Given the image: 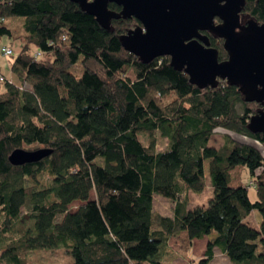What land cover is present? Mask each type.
Returning <instances> with one entry per match:
<instances>
[{
  "label": "trees",
  "instance_id": "trees-1",
  "mask_svg": "<svg viewBox=\"0 0 264 264\" xmlns=\"http://www.w3.org/2000/svg\"><path fill=\"white\" fill-rule=\"evenodd\" d=\"M241 15L264 24V0H245ZM11 17L24 18L26 34L8 65L19 85L0 73V264L58 248L71 264H172L166 243L183 232L189 244L208 238L197 264L216 249L229 264H264V133L247 128L264 102L245 103L221 80L199 89L168 57L142 63L119 42L140 27L134 18L106 31L68 0H0V35L11 34L3 26ZM203 34L226 60L222 40ZM156 132L168 142L158 153L152 139H137ZM215 134L218 148L208 146ZM30 146L49 156L11 166L8 156ZM205 161L214 196L188 210L187 194L205 188ZM245 169L255 202L247 187L229 185ZM153 194L172 202L171 218L153 211ZM73 202L82 205L71 212ZM254 210L257 237L244 223Z\"/></svg>",
  "mask_w": 264,
  "mask_h": 264
},
{
  "label": "water",
  "instance_id": "water-1",
  "mask_svg": "<svg viewBox=\"0 0 264 264\" xmlns=\"http://www.w3.org/2000/svg\"><path fill=\"white\" fill-rule=\"evenodd\" d=\"M109 31L110 21L134 18L140 27L119 39L129 54L148 64L169 58V66L182 71L199 89L216 88L219 80L236 86L245 103L264 102V24L241 21L245 0H68ZM108 4L120 8L111 12ZM217 20L219 22H217ZM217 22V23H216ZM210 33L223 42L227 59L218 60L210 47ZM250 133H264V112L248 121ZM45 149L13 151V167L36 164L49 156Z\"/></svg>",
  "mask_w": 264,
  "mask_h": 264
},
{
  "label": "rangeland",
  "instance_id": "rangeland-1",
  "mask_svg": "<svg viewBox=\"0 0 264 264\" xmlns=\"http://www.w3.org/2000/svg\"><path fill=\"white\" fill-rule=\"evenodd\" d=\"M241 21L246 22L247 17L244 15H241L240 17ZM23 21L24 18L19 17H11L7 18L3 22V26L6 27L8 30H10L11 34H1L0 35V50L2 47L8 48L10 51H13V56L9 58H5L1 52H0V73L4 75L7 79H11L15 84H18L16 79H12L11 73H9L8 65L11 60L18 54L20 47H21V39L26 34L25 30L23 29ZM33 50V49H32ZM36 50H33V52ZM69 71L74 75L75 78H79V76L82 73V70L80 66L73 69H69ZM23 86V85H22ZM23 88V87H22ZM27 88V86H25ZM23 88V89H25ZM242 108L240 104L236 105V110L239 114L242 113ZM222 134H215L214 136L209 139L208 142L209 147L218 148L222 145L223 139H221ZM138 141L143 145H148L150 139L156 143V152L163 151L167 148L168 142H166V139L162 138L159 134V132L154 133V135L149 137L147 134H139L137 136ZM242 141L244 138H240ZM244 141H248L245 140ZM243 141V142H244ZM248 143H252L251 141H248ZM261 152L264 154V149L259 147ZM30 151H34L35 149L32 148V146L29 147ZM26 150V151H28ZM210 162L205 161L203 165V173L205 175L204 183H206L205 188L201 193H191L189 192L188 200L186 203L187 209L191 210L194 207H200V208H206L208 206V201L214 196L211 183H210V177L208 172ZM229 185L231 187H235L237 185H241L244 187H247L248 192V199L250 202L256 201V192L254 191L253 184L249 181L248 171L243 170L240 179L238 181H230ZM152 209L155 213L162 215L167 218H171L173 214V204L166 198L162 196H158L156 194L152 195ZM183 195L181 196L180 200L183 199ZM82 204L79 202H73L69 206V211L74 212L78 207H80ZM261 219L260 213L257 211H251L249 213V216L247 219H245L244 223L245 225H248L251 235L253 237L259 236V221ZM214 234L211 235L213 237ZM198 242H201L198 240ZM201 243H198V245ZM193 244H189L188 239L186 238V234L180 233L177 236H172V238H169V240L166 243L165 248L170 253H174L175 257L173 258L172 264H197L196 259L202 258L204 252L194 250L192 248ZM205 251V250H204ZM217 252V253H216ZM215 258L212 262L209 264H228V259L226 260L223 258L220 253L218 252V249L215 251ZM28 262L27 264H71L73 262V258L71 255H69L66 250L58 248L54 250H32L28 254ZM194 258V259H193Z\"/></svg>",
  "mask_w": 264,
  "mask_h": 264
},
{
  "label": "crops",
  "instance_id": "crops-1",
  "mask_svg": "<svg viewBox=\"0 0 264 264\" xmlns=\"http://www.w3.org/2000/svg\"><path fill=\"white\" fill-rule=\"evenodd\" d=\"M245 221V220H244ZM184 234H185V232H183ZM198 240L199 241H201V242H198ZM208 241V238L207 237H205V238H203V239H195L194 240V242H193V245H192V248L194 249V250H199V251H201V252H204V250H205V245H206V242ZM198 243H201V244H199L198 245ZM218 252L220 253V255L223 257V258H225V256L221 253V251L220 250H218ZM217 253V252H216ZM216 253H214V258L216 257L215 256V254ZM213 258V259H214ZM194 259V258H193ZM226 260H227V258H225ZM229 264V263H228Z\"/></svg>",
  "mask_w": 264,
  "mask_h": 264
},
{
  "label": "built area",
  "instance_id": "built-area-1",
  "mask_svg": "<svg viewBox=\"0 0 264 264\" xmlns=\"http://www.w3.org/2000/svg\"><path fill=\"white\" fill-rule=\"evenodd\" d=\"M0 52L2 53V55L5 57V58H9L12 56V51H10L8 48L6 47H2V49L0 50ZM41 54L40 53H37V57H40ZM2 81V79H0V82Z\"/></svg>",
  "mask_w": 264,
  "mask_h": 264
}]
</instances>
